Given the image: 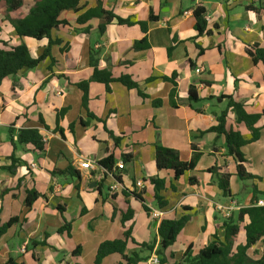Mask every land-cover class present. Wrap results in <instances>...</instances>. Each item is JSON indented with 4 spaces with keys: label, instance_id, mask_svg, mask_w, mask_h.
<instances>
[{
    "label": "crops",
    "instance_id": "crops-1",
    "mask_svg": "<svg viewBox=\"0 0 264 264\" xmlns=\"http://www.w3.org/2000/svg\"><path fill=\"white\" fill-rule=\"evenodd\" d=\"M25 1L23 14L33 5L31 0ZM101 1L107 11L121 18L144 22L152 13L158 21L149 23L147 34L138 24L112 22L101 35L103 19L77 23L80 15L98 5V0H82L84 9L63 13L61 20L67 23L52 31L53 40H61L52 47L55 64L48 59L35 69H24L14 78H6L0 86L1 225L18 218L0 236V264H95L100 244L122 238L129 229L135 243L128 241L127 255L141 251L140 244L158 240L153 253H141V257L150 259L157 256L160 221L186 216V227L168 250L174 255L171 264H177L189 246L196 256L212 242L215 233L223 238L221 227L229 217L217 210L218 205L235 203L237 209L231 216L236 217L253 199L264 201V65L255 64L248 53L255 45L264 48V16L246 9L253 3L258 7L260 1L264 6V0ZM198 7L206 12L207 27L202 35L195 29L193 13ZM0 29V49L25 44L38 57L48 45V39L17 36L1 9ZM144 37L150 49L133 50L134 43ZM92 48L99 51L100 70L110 71L116 79L131 76L149 99L144 100L137 90H129L119 82L111 84L110 93L105 85L92 82L86 110L77 85L93 75L89 65ZM174 75L176 86L163 80ZM191 88L198 101L190 100ZM174 90L175 107L171 104ZM230 97L243 102L249 114L263 117L256 125L261 128L259 139L242 149L245 167L254 179L239 180L235 164L228 158L233 175L231 197H225L209 171L225 164V139H217L215 133H201L217 125ZM154 101L162 104L155 106ZM60 112L63 134L56 131ZM227 123L246 139L251 138L244 125L236 124L233 113L228 114ZM23 128L40 130L44 152L29 151L17 144ZM114 138L120 139L118 146ZM157 145L177 151L184 162L192 160L193 146L203 156L195 170L176 181L172 172L157 169ZM110 153L118 166H122L123 154H131L133 161L120 172L122 186L117 191L110 192L115 179L107 176L99 194L104 178L101 167L84 170L80 164L86 159L98 164ZM13 154L16 164H12ZM69 167L79 176L54 174ZM155 177L166 182L163 194L169 206L164 211L154 200L150 180ZM191 178L197 183L191 184ZM31 190L43 197L29 208L25 199ZM123 190L141 194L144 202L133 195L125 196ZM144 205L164 213L162 219L152 220ZM129 209L134 216L123 227L122 218ZM67 223L71 225L70 236L59 233ZM244 244L246 235L240 232L237 245ZM263 254L264 238L249 252L254 260ZM121 260L119 255H112L102 264H119Z\"/></svg>",
    "mask_w": 264,
    "mask_h": 264
},
{
    "label": "trees",
    "instance_id": "trees-1",
    "mask_svg": "<svg viewBox=\"0 0 264 264\" xmlns=\"http://www.w3.org/2000/svg\"><path fill=\"white\" fill-rule=\"evenodd\" d=\"M31 1L33 2V5L29 8L27 14L21 13V10L26 6L25 0H0V9L5 12V20L12 25L17 36L20 38H32L37 41L48 39V45L43 49L42 53L38 57L33 56L30 49L25 44L12 47L9 50L0 49V86L6 78H14L24 69H35L48 59L51 60V64L54 65L55 60L52 56V47L54 45H59L61 40H53L52 31L55 28L67 23L65 20H61L63 13L68 11L79 13L84 9L81 5L82 0ZM246 9L256 12L259 16H264V6L261 1L259 2L258 7L255 6V3H253L246 6ZM193 15L196 20L195 29L199 35L204 34L207 27L205 16L206 12L204 8H196ZM92 19L104 20V23L99 26L101 35L104 34L106 26L112 22L128 26L138 24L143 33L147 34L149 23L158 21V18L154 17L152 13L149 19L144 22H135L131 19L121 18L112 11H107L101 0H98V5L96 7L90 8L80 15L77 19V23L84 24ZM149 49L150 44L147 37L135 42L133 46V50L135 51H145ZM248 53L255 64L262 63L264 65V48L255 45L248 51ZM98 55V50L93 48L90 50L89 65L93 69V75L89 80L83 81L77 85L83 93L82 105L86 110L88 109L89 103V87L92 82L105 85L108 93L111 92V84L119 82L129 90H137L139 96L144 100L149 99V97L140 89L139 84L131 76L122 75L116 79L112 76L110 71L100 70ZM52 65L49 68L50 71H52ZM176 77L177 75H174L172 78H163V80L172 82L173 85L176 86ZM174 96L175 90L171 94V104L175 107L176 105L173 102ZM189 98L191 101H198L197 93L192 88L189 91ZM227 99V107L220 114V116H218L217 125L212 127L207 132L201 133V135H205L206 133H215L217 135V139L220 137H224L225 139L227 151L226 156L224 157L225 164L221 168L215 167L209 171L213 174L217 186L222 191L223 195L225 197H231L230 179L233 174L230 172L226 160L229 158L234 162L235 175L239 180L247 181L254 179V176L247 172L245 167L246 160L242 149L259 139L261 128L256 125L263 116L260 114H249L245 110L244 103L234 99L233 97ZM161 104V101L153 102V105L155 106H159ZM229 113H233L235 115V122L237 125H244L246 130L251 133L250 139H246L240 131L228 126L227 118ZM62 116L63 113L60 112L57 114L56 118V131L61 134H63V132L59 128V122ZM41 123L44 125L42 119ZM81 123L83 124V122ZM10 132H13L12 129H10ZM110 135L113 136L112 134ZM114 141L116 142V146H118L120 139L114 138ZM17 144L23 146L24 149L29 151L37 153L45 151L44 138L40 130L36 128H23L19 130ZM13 145H15L14 142ZM192 150V160L190 162H184L181 160L177 151L157 145L155 148V162L157 169L159 171L172 172L175 180L178 181L186 173L195 170L200 158L203 156V153L200 152L198 147L193 146ZM11 160L13 162L12 164H16L18 162L15 159L14 154L11 156ZM132 161L133 157L131 154H123V164L122 166H118L113 154L110 153L107 157L98 162V166L110 172L115 181L122 186L120 172L124 170L125 165L131 163ZM54 174H70L79 176L78 172L71 167L65 171H55ZM106 178L107 176L105 175L99 184V194H102V190L104 189L103 183L106 181ZM150 182L155 190L154 200L156 202V206L160 210L164 211L169 206V202L163 194L166 189V182L164 179L159 177L152 178ZM190 183L195 184L197 183V180L191 178ZM171 188L175 191L174 184H172ZM123 194L127 197L129 195H133L137 199L144 202V198L141 194L127 193L126 190H123ZM40 197L43 196L35 190L28 191L25 199V205L30 208ZM144 210L147 214L150 213V208L145 205ZM133 216L134 212L131 209L128 210L127 214L123 215V227H125L126 223L131 221ZM188 221L189 218L186 216L178 220L162 219L160 221L158 226L159 247L156 250V255L159 258L160 264H171V259H173L174 255L168 254V250L177 242L178 236L186 227ZM17 222L18 218H12L5 225H1L0 221V236L12 224ZM221 229L223 230V238H221L219 233H215L212 242L208 246L202 248L196 256L193 255L192 246H189L183 254L182 260L177 264H264V254L257 260L252 259L249 255L251 249L262 238H264V207L258 205V200L256 198L253 199L250 206L241 208L236 217L230 216L226 219ZM240 232H245L246 235V244L244 245H237V237ZM59 233H67L70 236L71 225L67 223L59 230ZM130 240L134 242L129 229L124 232L122 238L101 243L96 253L95 264H102L107 257L112 255H119L121 257L122 260L119 264H140L142 262H147L149 260V256L141 257V253L143 251H147L150 254L153 253L158 241L155 238V240L150 244H140L141 251L132 252L127 255L126 249L128 241Z\"/></svg>",
    "mask_w": 264,
    "mask_h": 264
},
{
    "label": "built area",
    "instance_id": "built-area-1",
    "mask_svg": "<svg viewBox=\"0 0 264 264\" xmlns=\"http://www.w3.org/2000/svg\"><path fill=\"white\" fill-rule=\"evenodd\" d=\"M196 72L197 73H200L201 72V69H197ZM80 167L82 169H84V170H95L99 166H98L97 162H95L94 160H92V159H86V160H84L80 164ZM101 170L103 171V175L104 176L106 175L108 177L113 178V175L110 172H108L104 168H101ZM119 188H120V184L118 182L114 181L113 184L110 186L109 189H110V192L113 193V192L117 191ZM258 205L264 207V201H262V200L258 201ZM235 209H237V205L235 203H233V202L230 205H218L217 206V210L220 211L221 213H223L226 217H230L231 214H232V212ZM163 215H164V213H162L161 211H157V210H154L153 208H150L149 217L152 220L159 221V220L162 219ZM146 264H160L158 256H152L146 262Z\"/></svg>",
    "mask_w": 264,
    "mask_h": 264
},
{
    "label": "rangeland",
    "instance_id": "rangeland-1",
    "mask_svg": "<svg viewBox=\"0 0 264 264\" xmlns=\"http://www.w3.org/2000/svg\"><path fill=\"white\" fill-rule=\"evenodd\" d=\"M28 5H29V3H28Z\"/></svg>",
    "mask_w": 264,
    "mask_h": 264
}]
</instances>
